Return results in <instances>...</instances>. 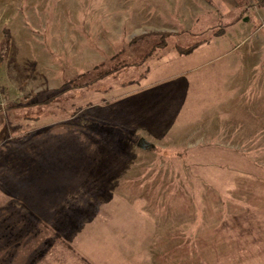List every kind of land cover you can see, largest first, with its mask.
<instances>
[{
	"label": "rangeland",
	"instance_id": "1",
	"mask_svg": "<svg viewBox=\"0 0 264 264\" xmlns=\"http://www.w3.org/2000/svg\"><path fill=\"white\" fill-rule=\"evenodd\" d=\"M235 1L0 0V264H264V5Z\"/></svg>",
	"mask_w": 264,
	"mask_h": 264
},
{
	"label": "trees",
	"instance_id": "2",
	"mask_svg": "<svg viewBox=\"0 0 264 264\" xmlns=\"http://www.w3.org/2000/svg\"><path fill=\"white\" fill-rule=\"evenodd\" d=\"M254 3L257 5V6H263L264 5V0H254ZM245 11L244 10H241L238 12V14L232 19L230 20L228 23L225 24V26H221L219 28L216 29V32L215 34L218 36V35H221L224 33L225 31V27H229V26H232L234 25L235 23L239 22L242 18H243V15H244ZM149 34V35H148ZM148 34H143L141 35L140 37H158L160 39H163V40H159V41H156L153 45H152V49H154V47L156 48L158 45L159 46H163L165 44L164 42V37L165 36H168V33H164V32H154V33H148ZM163 37V38H162ZM197 44L195 43L194 45L190 46V47H182L180 48L182 53H186L188 52L189 50H191L193 47H195ZM148 54V53H147ZM118 67H121V66H118ZM117 69V67L115 68H112L110 70H105V71H101V72H97L94 79H97V78H102L103 76L105 75H108V74H111L112 72H114L115 70ZM66 84V83H65ZM64 84V85H65ZM78 86L81 87V85H77V84H73V85H68V86H65V87H61L60 89H57L55 90L51 95H46L43 99H42V102L43 103H49L50 101H52L53 99H55V96L57 95H60V94H63L65 93L66 91L70 90V89H76ZM44 95V94H43ZM27 99V98H26ZM1 108V107H0ZM96 118H99V117H96ZM68 124L70 123H56V125H54L53 127H59V126H67ZM136 143L146 149H149V145H148V142H146L144 139L142 138H138L136 140Z\"/></svg>",
	"mask_w": 264,
	"mask_h": 264
},
{
	"label": "crops",
	"instance_id": "3",
	"mask_svg": "<svg viewBox=\"0 0 264 264\" xmlns=\"http://www.w3.org/2000/svg\"><path fill=\"white\" fill-rule=\"evenodd\" d=\"M209 1L221 13L222 16H227V15L229 16L228 13L237 10L236 6H238L235 0H229L230 8H227L221 0H209Z\"/></svg>",
	"mask_w": 264,
	"mask_h": 264
}]
</instances>
